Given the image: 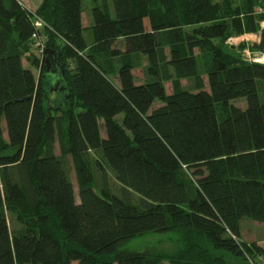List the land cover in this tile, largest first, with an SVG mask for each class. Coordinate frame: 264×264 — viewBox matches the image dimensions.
<instances>
[{
	"label": "trees",
	"instance_id": "obj_1",
	"mask_svg": "<svg viewBox=\"0 0 264 264\" xmlns=\"http://www.w3.org/2000/svg\"><path fill=\"white\" fill-rule=\"evenodd\" d=\"M89 1L91 45L81 0H42L35 12L46 25L45 50L60 53L70 89V105L56 111L46 105L43 79L51 85V77L43 58L37 80L22 64L30 53V13L17 0H0V264H160L150 250L123 247L171 233L180 245L172 264L247 257L240 221L264 225V64L225 53L228 2L112 0L111 17L106 3ZM235 27L238 34L256 28ZM195 52L206 60L207 85ZM252 52L263 55L264 33ZM139 56L150 80L137 85ZM182 81L191 88L182 91ZM240 99L244 109L232 105ZM89 151L101 157V196L84 161ZM102 165L119 194L107 189ZM5 212L23 228L10 233Z\"/></svg>",
	"mask_w": 264,
	"mask_h": 264
},
{
	"label": "rangeland",
	"instance_id": "obj_2",
	"mask_svg": "<svg viewBox=\"0 0 264 264\" xmlns=\"http://www.w3.org/2000/svg\"><path fill=\"white\" fill-rule=\"evenodd\" d=\"M215 4H219L223 7L228 5L232 9L233 17L230 20V37L226 39L223 43V48L225 53L230 57L238 58L240 61H246L252 63L253 60H256L257 55L260 52H252V48L259 44L261 34L264 33V0H212ZM252 2V7H250V3ZM99 6H103L106 3V7L109 10L111 17H113V7L112 0H97ZM82 6V19H83V27H84V38L88 45H91L94 42V33H93V20L91 16V10L93 5L89 0H81ZM153 9H157V6L154 5ZM226 21V19H223ZM246 24L252 23L255 26V30L253 32H243L241 34L236 33V25L237 24ZM190 30V29H188ZM248 41H242V38H246ZM256 40H258L256 42ZM248 52V53H246ZM196 58L198 61V66L200 68V73L202 75V79L204 84L207 85V77L204 74V67L206 64V60L199 56L197 52ZM257 54V55H256ZM257 60L261 63L260 60L264 57V53H261ZM38 56L34 55V53L30 52L28 57H22V64L25 68H31L35 79H39L41 73L43 72L42 66L37 60ZM39 59V58H38ZM70 65V63H69ZM147 63L145 59L141 56L137 58V64L133 70V76L135 83L137 85L144 84L148 82L150 79L148 78L147 72ZM110 80L117 86V78L115 75L109 76ZM43 85L46 94V105L48 108H52L53 110H63L67 109L70 105V99L65 97L62 94L52 93L50 91V82L48 77L43 79ZM166 94L168 96L173 94L172 86L169 82H165L164 84ZM180 88L182 91L189 90L191 88L190 83L188 81H182ZM51 92V93H50ZM232 105L235 107L244 109L245 108V100L240 99L238 101L232 102ZM160 106L159 103L154 104V108ZM78 110L77 108L75 111ZM101 126V135L104 138V128L102 126V122L100 121ZM5 138L6 135L4 134ZM55 154H59L58 145H55ZM84 161L91 167L93 172V190L96 194L102 195L103 188L101 184V179L99 173L96 169V165L98 163L101 164V157L98 153L89 151L85 157ZM103 166V165H102ZM105 174L108 179L107 189L110 194H119V190L121 186L116 181L114 175L111 173L106 166H103ZM66 171L69 180L73 184L75 191V202L78 204V196H77V181H76V173L72 164L71 159L66 161ZM188 178H190V174L186 171H182ZM135 201L139 199L138 196L133 194ZM5 216L8 222V227L10 233H14L19 231L23 226L18 222L16 217L9 212H5ZM240 243L243 248H245V253L247 257L243 259H236L232 256H227L225 258L227 264H251L248 260H254L255 264H264V257L262 254L258 252L251 251L254 248H257L260 252L264 253V225L255 223L249 219H242L240 221ZM179 237L176 234H166V235H145L142 237L135 238L134 240L126 243L123 247L124 251L130 252H143L146 250L152 251L159 259L160 264H172L169 262V258L172 257L179 250Z\"/></svg>",
	"mask_w": 264,
	"mask_h": 264
},
{
	"label": "water",
	"instance_id": "obj_3",
	"mask_svg": "<svg viewBox=\"0 0 264 264\" xmlns=\"http://www.w3.org/2000/svg\"><path fill=\"white\" fill-rule=\"evenodd\" d=\"M42 61L45 63L51 77L50 91L52 93L68 95L70 89L65 77L63 64L60 62V53L45 50Z\"/></svg>",
	"mask_w": 264,
	"mask_h": 264
},
{
	"label": "built area",
	"instance_id": "obj_4",
	"mask_svg": "<svg viewBox=\"0 0 264 264\" xmlns=\"http://www.w3.org/2000/svg\"><path fill=\"white\" fill-rule=\"evenodd\" d=\"M25 9L26 11L30 13V16H31L30 23L33 28V33L30 38V52L34 53V55H37L39 59H42L44 56V52H45V42H46V38L44 37L43 30L46 27V25L40 18L36 16L35 12H31L27 8ZM257 56L259 57L260 55H257ZM257 58L256 60H253L252 62L260 63L257 60Z\"/></svg>",
	"mask_w": 264,
	"mask_h": 264
},
{
	"label": "crops",
	"instance_id": "obj_5",
	"mask_svg": "<svg viewBox=\"0 0 264 264\" xmlns=\"http://www.w3.org/2000/svg\"><path fill=\"white\" fill-rule=\"evenodd\" d=\"M17 1H19L20 4H22L25 8H27L31 12H36L38 10V8L40 7L41 2H42V0H17ZM82 25H83V19H82ZM83 37H84V32H83ZM84 40H85V38H84ZM244 40L248 41L247 37L246 38H242V41H244ZM257 41L258 40H256V42ZM100 129H101V126H100Z\"/></svg>",
	"mask_w": 264,
	"mask_h": 264
},
{
	"label": "bare ground",
	"instance_id": "obj_6",
	"mask_svg": "<svg viewBox=\"0 0 264 264\" xmlns=\"http://www.w3.org/2000/svg\"><path fill=\"white\" fill-rule=\"evenodd\" d=\"M261 61V63H264V57L262 58V60H260Z\"/></svg>",
	"mask_w": 264,
	"mask_h": 264
}]
</instances>
